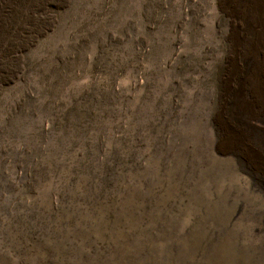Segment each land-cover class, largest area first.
Segmentation results:
<instances>
[{
  "label": "rangeland",
  "instance_id": "rangeland-1",
  "mask_svg": "<svg viewBox=\"0 0 264 264\" xmlns=\"http://www.w3.org/2000/svg\"><path fill=\"white\" fill-rule=\"evenodd\" d=\"M234 100L264 0H0V264H264Z\"/></svg>",
  "mask_w": 264,
  "mask_h": 264
},
{
  "label": "bare ground",
  "instance_id": "bare-ground-1",
  "mask_svg": "<svg viewBox=\"0 0 264 264\" xmlns=\"http://www.w3.org/2000/svg\"><path fill=\"white\" fill-rule=\"evenodd\" d=\"M254 110L251 103L245 104L243 100H234L230 113L220 114L224 120L223 131L236 144L244 148L247 159L245 174L250 175L254 181L264 183V107ZM232 155L231 152L221 153ZM242 172V171H241Z\"/></svg>",
  "mask_w": 264,
  "mask_h": 264
},
{
  "label": "trees",
  "instance_id": "trees-1",
  "mask_svg": "<svg viewBox=\"0 0 264 264\" xmlns=\"http://www.w3.org/2000/svg\"><path fill=\"white\" fill-rule=\"evenodd\" d=\"M81 122V121H80Z\"/></svg>",
  "mask_w": 264,
  "mask_h": 264
}]
</instances>
